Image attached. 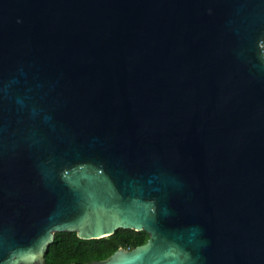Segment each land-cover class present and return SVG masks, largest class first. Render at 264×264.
Returning <instances> with one entry per match:
<instances>
[{"label": "water", "instance_id": "95a60500", "mask_svg": "<svg viewBox=\"0 0 264 264\" xmlns=\"http://www.w3.org/2000/svg\"><path fill=\"white\" fill-rule=\"evenodd\" d=\"M264 264V0H0V264Z\"/></svg>", "mask_w": 264, "mask_h": 264}, {"label": "trees", "instance_id": "16d2710c", "mask_svg": "<svg viewBox=\"0 0 264 264\" xmlns=\"http://www.w3.org/2000/svg\"><path fill=\"white\" fill-rule=\"evenodd\" d=\"M147 240L145 232L124 229L96 240H82L76 233H56L54 241L47 248L44 264H85L105 260L119 248L132 250Z\"/></svg>", "mask_w": 264, "mask_h": 264}]
</instances>
